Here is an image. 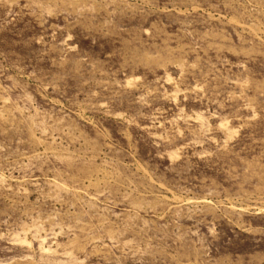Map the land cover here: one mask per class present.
Masks as SVG:
<instances>
[{"label":"rangeland","instance_id":"374dc122","mask_svg":"<svg viewBox=\"0 0 264 264\" xmlns=\"http://www.w3.org/2000/svg\"><path fill=\"white\" fill-rule=\"evenodd\" d=\"M0 264H264V0H0Z\"/></svg>","mask_w":264,"mask_h":264}]
</instances>
